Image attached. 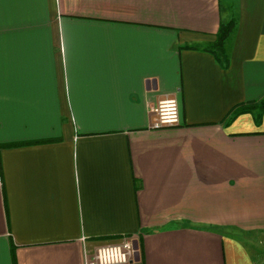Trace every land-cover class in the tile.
Wrapping results in <instances>:
<instances>
[{"label": "crops", "instance_id": "obj_1", "mask_svg": "<svg viewBox=\"0 0 264 264\" xmlns=\"http://www.w3.org/2000/svg\"><path fill=\"white\" fill-rule=\"evenodd\" d=\"M0 0V264H257L264 0ZM235 16L228 66L205 50ZM185 45L196 48H183ZM175 98L179 124L153 128Z\"/></svg>", "mask_w": 264, "mask_h": 264}, {"label": "built area", "instance_id": "obj_2", "mask_svg": "<svg viewBox=\"0 0 264 264\" xmlns=\"http://www.w3.org/2000/svg\"><path fill=\"white\" fill-rule=\"evenodd\" d=\"M154 115L153 128H165L179 124V105L175 98L163 99L151 106ZM1 182V174H0ZM133 238H123L117 243L100 246L92 253L85 252V264H126L135 260L138 250Z\"/></svg>", "mask_w": 264, "mask_h": 264}, {"label": "trees", "instance_id": "obj_3", "mask_svg": "<svg viewBox=\"0 0 264 264\" xmlns=\"http://www.w3.org/2000/svg\"><path fill=\"white\" fill-rule=\"evenodd\" d=\"M236 17L231 16L226 22H221L218 30L216 32V39L214 42L205 47V50H209L214 53L215 58L221 63L223 67L228 66V45L227 41L229 37L233 34L236 28ZM183 48H196L195 46L185 45ZM257 110V115L255 121L259 122L262 113L264 112V96L259 101H249L236 104L227 113L224 119L230 121L237 115L244 112H251Z\"/></svg>", "mask_w": 264, "mask_h": 264}, {"label": "rangeland", "instance_id": "obj_4", "mask_svg": "<svg viewBox=\"0 0 264 264\" xmlns=\"http://www.w3.org/2000/svg\"><path fill=\"white\" fill-rule=\"evenodd\" d=\"M237 0H221L222 7L224 8V11L228 9L230 6V10L235 12V5ZM256 234H241L243 238L247 237L250 239L253 243L251 244V249L253 254L255 255V260L257 261V264H264V232H255Z\"/></svg>", "mask_w": 264, "mask_h": 264}]
</instances>
